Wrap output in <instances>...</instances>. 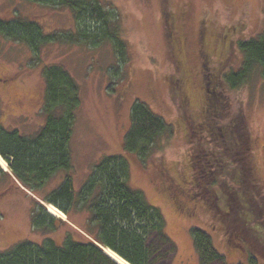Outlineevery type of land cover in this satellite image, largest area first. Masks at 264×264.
<instances>
[{"label": "trees", "instance_id": "16d2710c", "mask_svg": "<svg viewBox=\"0 0 264 264\" xmlns=\"http://www.w3.org/2000/svg\"><path fill=\"white\" fill-rule=\"evenodd\" d=\"M30 1L70 9L77 32L45 33L36 20L21 17L16 11L12 17L0 18L1 36L26 43L35 53L48 43H109L119 60L126 59L127 39L99 0ZM163 18L178 70L169 84L183 108L181 124L190 145L192 173L191 180L176 185L170 194L182 209L192 204V209H204L218 221L227 235L229 250L245 257L246 261L237 264H264V185L248 118L243 110L232 112L228 91L239 88L255 73L264 78V33L237 40L244 29L242 23L212 32L203 21L198 47L204 61L191 65L188 14L164 7ZM236 48L242 55L237 69L231 65ZM42 80L46 121L40 130L29 134L0 123V154L11 173L1 165L0 172L33 195V227L55 230L68 224L70 230L62 242L47 237L42 244L25 241L0 251V264H112L115 260L99 244L131 264H172L176 242L166 231L165 216L129 183V162L123 154L104 157L84 187L75 190L70 143L81 104L80 85L59 64L45 65ZM190 87L201 91L198 107L191 104ZM130 117L131 127L123 136L122 147L143 164L169 125L141 101L133 105ZM61 173L56 187L44 192L46 184ZM41 200L62 210L71 223L49 213ZM78 215L84 217L82 222L76 220ZM190 232L198 264L225 258L205 228L194 226Z\"/></svg>", "mask_w": 264, "mask_h": 264}, {"label": "rangeland", "instance_id": "374dc122", "mask_svg": "<svg viewBox=\"0 0 264 264\" xmlns=\"http://www.w3.org/2000/svg\"><path fill=\"white\" fill-rule=\"evenodd\" d=\"M99 1L112 14L115 23L120 24L127 39L126 59L119 60L109 43L96 46L48 43L35 53L26 43L0 35L1 125L18 129L23 134L40 130L46 121L42 69L48 64L64 66L79 83L81 92L70 143L75 190L84 187L94 166L104 157L123 154L129 162V183L140 189L165 216L166 231L176 242L172 264H198L190 232L194 226L205 228L215 247L225 255L211 264H237L245 260L241 253L229 250L227 235L211 214L204 209H192V204L184 210L170 194V191H176V185L191 180L192 173L190 145L181 124L183 108L179 96L169 84L178 75V70L171 55L173 48L166 37L168 26L163 9L180 14L181 9L187 8L191 40L189 64L196 65L204 61L198 47L203 21L212 32L224 25L242 23L244 29L236 36L237 40L259 36L264 33V0ZM16 11L21 17L36 20L45 33L77 32L76 18L68 8L30 0H0V18L12 17ZM241 60L242 55L236 48L231 65L237 69ZM228 91L232 112L243 110L248 118L258 173L264 185V78L255 73L248 82ZM188 92L191 104L198 107L201 91L190 87ZM136 101L147 104L169 125L143 164L125 153L122 147L123 136L131 127L130 112ZM61 176L62 173L52 178L44 192L56 187ZM32 196L30 191L20 190L15 182L0 172V251L25 241L42 244L47 237L62 242L70 230L68 224L55 230L33 227L31 213L35 201ZM75 217L77 221L84 220L82 215ZM60 218L70 222L67 215Z\"/></svg>", "mask_w": 264, "mask_h": 264}, {"label": "bare ground", "instance_id": "6f19581e", "mask_svg": "<svg viewBox=\"0 0 264 264\" xmlns=\"http://www.w3.org/2000/svg\"><path fill=\"white\" fill-rule=\"evenodd\" d=\"M0 165L2 166V168H4L5 170H9V166L7 161L2 157V155L0 154ZM49 206V211L56 215V216H60L63 218H66V214L61 211L59 208H57L55 205L53 204H48ZM106 254H108L113 260H115L117 263L119 264H131L130 262H128L127 260H125L124 258H122L120 255H118L115 251L111 250L110 248L106 247L105 249Z\"/></svg>", "mask_w": 264, "mask_h": 264}, {"label": "water", "instance_id": "95a60500", "mask_svg": "<svg viewBox=\"0 0 264 264\" xmlns=\"http://www.w3.org/2000/svg\"><path fill=\"white\" fill-rule=\"evenodd\" d=\"M4 169V168H3ZM5 170V169H4ZM9 171V170H8ZM10 172V171H9ZM11 173V172H10ZM41 203H43L45 206H47V204L44 202V201H42L41 200ZM99 244V243H98ZM99 246L103 249V251L105 252V249H106V247L105 246H103V245H101V244H99ZM106 253V252H105Z\"/></svg>", "mask_w": 264, "mask_h": 264}, {"label": "flooded vegetation", "instance_id": "af4514ba", "mask_svg": "<svg viewBox=\"0 0 264 264\" xmlns=\"http://www.w3.org/2000/svg\"><path fill=\"white\" fill-rule=\"evenodd\" d=\"M187 8H183V9H181V14L183 15V14H186L187 13ZM14 95H16V94H14ZM15 97V96H14Z\"/></svg>", "mask_w": 264, "mask_h": 264}, {"label": "snow or ice", "instance_id": "6c2138e0", "mask_svg": "<svg viewBox=\"0 0 264 264\" xmlns=\"http://www.w3.org/2000/svg\"><path fill=\"white\" fill-rule=\"evenodd\" d=\"M112 264H115V261H112Z\"/></svg>", "mask_w": 264, "mask_h": 264}]
</instances>
